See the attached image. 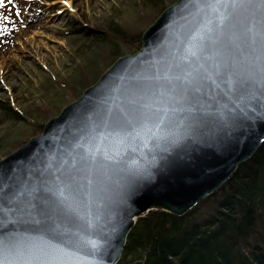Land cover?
I'll return each mask as SVG.
<instances>
[{
  "label": "water",
  "instance_id": "water-1",
  "mask_svg": "<svg viewBox=\"0 0 264 264\" xmlns=\"http://www.w3.org/2000/svg\"><path fill=\"white\" fill-rule=\"evenodd\" d=\"M264 141V0H175L0 160L4 264H117L136 221L181 217Z\"/></svg>",
  "mask_w": 264,
  "mask_h": 264
},
{
  "label": "trees",
  "instance_id": "trees-1",
  "mask_svg": "<svg viewBox=\"0 0 264 264\" xmlns=\"http://www.w3.org/2000/svg\"><path fill=\"white\" fill-rule=\"evenodd\" d=\"M135 1L138 11L130 24L75 29L91 47L83 54L85 63L57 83L62 92L75 99L129 53L135 46L131 42L140 48L143 31L165 9V0ZM59 105L29 112L36 120L29 122L32 135L42 132L44 123L59 113ZM0 109L6 119L27 122L7 101H0ZM28 139L13 143L11 152ZM117 264H264V141L224 185L183 216L152 211L138 219Z\"/></svg>",
  "mask_w": 264,
  "mask_h": 264
},
{
  "label": "rangeland",
  "instance_id": "rangeland-1",
  "mask_svg": "<svg viewBox=\"0 0 264 264\" xmlns=\"http://www.w3.org/2000/svg\"><path fill=\"white\" fill-rule=\"evenodd\" d=\"M163 4L167 8L171 0ZM3 5L0 101H7L27 122L6 119L0 109V160L12 151L13 143L36 136L29 124L36 120L29 112L34 114L36 108L47 109L57 102L61 110L80 97H69L57 84L85 63L83 54L91 47L75 29L130 24L138 11L135 0H3ZM3 17L8 18L7 23ZM131 43L135 46L126 55L139 50L137 42Z\"/></svg>",
  "mask_w": 264,
  "mask_h": 264
},
{
  "label": "snow or ice",
  "instance_id": "snow-or-ice-1",
  "mask_svg": "<svg viewBox=\"0 0 264 264\" xmlns=\"http://www.w3.org/2000/svg\"><path fill=\"white\" fill-rule=\"evenodd\" d=\"M9 2H11V0H9ZM3 0H0V7H3ZM2 20L7 23L8 22V18L7 17H3ZM0 264H4L3 260H0ZM41 264H60L59 261L52 259V260H48V261H43L41 262Z\"/></svg>",
  "mask_w": 264,
  "mask_h": 264
},
{
  "label": "bare ground",
  "instance_id": "bare-ground-1",
  "mask_svg": "<svg viewBox=\"0 0 264 264\" xmlns=\"http://www.w3.org/2000/svg\"><path fill=\"white\" fill-rule=\"evenodd\" d=\"M45 124V123H44ZM44 126V125H43Z\"/></svg>",
  "mask_w": 264,
  "mask_h": 264
}]
</instances>
